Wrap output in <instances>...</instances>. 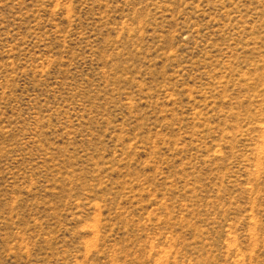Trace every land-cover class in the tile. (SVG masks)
<instances>
[{
	"label": "rangeland",
	"instance_id": "rangeland-1",
	"mask_svg": "<svg viewBox=\"0 0 264 264\" xmlns=\"http://www.w3.org/2000/svg\"><path fill=\"white\" fill-rule=\"evenodd\" d=\"M0 264H264V0H0Z\"/></svg>",
	"mask_w": 264,
	"mask_h": 264
}]
</instances>
